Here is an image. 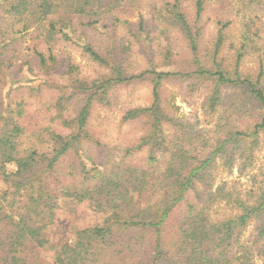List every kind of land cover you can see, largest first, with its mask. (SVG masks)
Masks as SVG:
<instances>
[{
	"label": "trees",
	"instance_id": "16d2710c",
	"mask_svg": "<svg viewBox=\"0 0 264 264\" xmlns=\"http://www.w3.org/2000/svg\"><path fill=\"white\" fill-rule=\"evenodd\" d=\"M4 1L7 13L15 16L23 29L34 35L33 39L36 36L48 46L58 36L67 39L66 30L74 24L68 17L58 20L51 17L60 3L71 7L75 4L73 14L84 15L90 24L123 22L130 25L127 35L136 34L129 19H123L135 0ZM206 1H196L197 24H193L182 0H163L152 27L162 30V34L168 29L178 30L185 37L189 55L197 67L194 71H159L150 56L145 71L130 75L123 67L125 60L110 61L92 44H87L89 57L109 66L111 74L81 106L75 117L76 131L69 137L52 133V148L44 152L36 147L22 149L25 135V126L20 121L22 104H16L15 108L10 104L8 116L3 115L0 106V173L13 187V191L0 194V264H40L35 251L41 248L53 251L55 264H254L252 256L260 255L259 247L256 250L255 246L264 244V184L243 188L239 180L217 183L216 172L220 166L227 171L237 166L241 176L254 161L264 133V58L256 78L240 75L238 64L243 54L238 56L233 72L224 68L217 58L225 39L222 31L229 27L224 24L211 54L212 65L203 62L198 21ZM237 1L241 8L264 7V0ZM139 28L144 31L143 19ZM163 36L170 39L168 33ZM245 37L242 50L251 48L250 30ZM33 53L37 66L48 65L45 52L34 48ZM166 57L169 59L164 64L170 62L171 54ZM29 64L33 71L32 63ZM148 75L152 82L151 105L125 113L127 120L143 115L150 120L148 135L136 145L138 149L149 150L145 165L105 164L96 175L84 174L72 184L58 177L57 167L62 158L75 144L91 137L87 125L94 98L104 100L109 88ZM175 77L212 83L205 110L222 111L210 137L180 123L163 104L162 85ZM223 88L235 92L232 96L224 95ZM80 90L85 91L82 87ZM239 95L243 103L237 98ZM250 107L261 108V119L243 127L242 111L252 110ZM64 124L70 123L65 120ZM61 198L89 199L98 208L109 210L110 215L102 224L79 229L72 239L57 245L47 232L54 223ZM253 223L259 224L258 235L249 244L242 240L243 232ZM27 242L33 246H27Z\"/></svg>",
	"mask_w": 264,
	"mask_h": 264
},
{
	"label": "rangeland",
	"instance_id": "374dc122",
	"mask_svg": "<svg viewBox=\"0 0 264 264\" xmlns=\"http://www.w3.org/2000/svg\"><path fill=\"white\" fill-rule=\"evenodd\" d=\"M163 0H135L130 7L129 19L135 31L128 34L129 24L123 22L112 25L102 21L90 24L84 15H74L71 5L62 6L51 17L58 20L68 17L74 24L67 29L68 38L58 36L55 42L48 46L31 32L23 29V24L16 17L7 13L4 0H0V103L3 115H9V105L15 108L21 103L23 115L20 118L25 126L22 138V149H34L41 152L52 148V133L67 135L76 131L75 117L89 97H92L100 83L111 72L109 66L94 61L85 50L87 44H92L110 61L123 59V67L131 75L141 73L149 67V57L154 59L159 71L188 72L196 70L191 60L187 41L178 30L153 29L157 21L158 11ZM196 1L182 0L188 19L193 24L196 18ZM132 4V3H130ZM240 7V6H239ZM238 7L237 0H207L205 9L198 21L201 27L200 56L203 62L213 63L211 54L218 39L221 27L225 36L223 49L217 56L223 67L234 71L238 56L240 75L256 78L261 72V58H264V7ZM70 10V11H69ZM144 20V33L139 23ZM251 28L248 29L245 24ZM226 24V25H224ZM250 30L251 48L241 49L245 34ZM151 34V38L148 34ZM169 34L170 39L162 35ZM37 48L47 54V64L44 68L37 65L33 49ZM51 49V52L49 51ZM129 50V51H128ZM50 52V53H49ZM171 54L170 62L166 54ZM54 55V58L50 56ZM114 58V59H113ZM166 58V59H165ZM34 70H30V64ZM264 82V76H263ZM84 88L85 91L80 89ZM212 90V83L205 79L165 80L161 89L163 104L171 115L180 123L191 125L193 130L211 136L212 127L222 109L216 113L206 112L205 102ZM235 89L223 88L224 95L230 96ZM237 98L243 103L241 95ZM96 99V100H95ZM152 103V82L146 76L143 79L132 80L109 88L106 99L94 98L87 129L90 138L86 137L73 146V150L61 161L56 175L67 184L79 181L84 174L96 175L103 165L109 167L122 165L143 166L149 157L147 147L136 148L141 138L148 135L150 120L148 116L136 119H125V113L130 109L149 106ZM252 110L242 111L241 126H251L260 121L261 108L250 107ZM254 111V112H253ZM70 124H64V121ZM159 156V153H157ZM93 160V161H91ZM55 181L56 177L52 176ZM217 183L223 180L241 182L243 188L256 187L264 184V133L254 156L252 165L239 175L238 167L227 171L219 167L216 172ZM13 191V187L4 180L0 173V194ZM110 215L109 210L98 208L97 203L89 199L82 201L73 198H61L56 209L54 223L47 232L55 244L59 245L72 239L79 229L102 224ZM258 223L245 228L242 240L252 244L258 235ZM27 246H33L27 242ZM258 254L252 256L254 264H264V244H256ZM40 264H55L53 251L48 248L36 249Z\"/></svg>",
	"mask_w": 264,
	"mask_h": 264
}]
</instances>
